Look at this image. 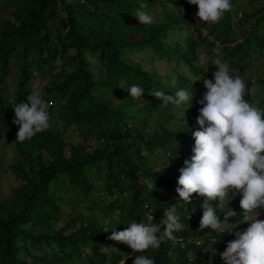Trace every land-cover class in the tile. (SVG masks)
Instances as JSON below:
<instances>
[{"label": "trees", "instance_id": "trees-1", "mask_svg": "<svg viewBox=\"0 0 264 264\" xmlns=\"http://www.w3.org/2000/svg\"><path fill=\"white\" fill-rule=\"evenodd\" d=\"M21 1L23 12L5 20L0 32V86L17 67L20 81L10 98L27 103L30 83L37 76L46 80L42 98L50 103L51 127L19 142L14 108L0 104V149L4 139L14 143L18 158L10 169L21 182L0 199V264H133L139 255L155 264H208L210 258L225 264L209 251L224 252L235 234L200 230L205 198L193 194L191 204L184 202L176 188L184 161L193 155L199 101L207 91L203 79L214 82L218 70L199 64V50L242 73L247 50L253 44L264 48V5L248 14L244 24H251L239 40L233 23L238 0L217 24L193 23L197 9L188 0ZM142 2L164 19L141 25L133 14ZM59 59L62 71L53 80L50 71L57 70ZM162 63L170 71L164 73ZM253 80L264 79L245 81V99L255 104ZM134 84L144 96L131 98L127 89ZM153 89L172 96L188 90L191 107L164 106L149 95ZM70 128L80 140L69 145L61 131ZM2 172L0 159V180ZM172 206L184 229L158 249L134 253L109 239L133 220L148 223L149 215L160 224ZM228 206L237 213L233 230L245 231L250 224L243 223L240 200ZM89 208L91 215L85 212Z\"/></svg>", "mask_w": 264, "mask_h": 264}, {"label": "clouds", "instance_id": "clouds-1", "mask_svg": "<svg viewBox=\"0 0 264 264\" xmlns=\"http://www.w3.org/2000/svg\"><path fill=\"white\" fill-rule=\"evenodd\" d=\"M188 3L198 7L196 17L204 24L219 23L233 7L232 0H188ZM146 9L147 3L142 2L133 15L141 25H152L155 17ZM213 64L218 70L213 73L214 82L203 79L207 91L199 101L202 107L197 117L199 129L193 133V155L180 169L176 192L180 200L190 204L193 194L205 198L201 205L200 230L235 234L236 239L227 244L224 252L216 253L211 247L209 252L213 257L219 254L225 264H264V109L245 99L248 85L240 76L230 74L227 63L217 58ZM252 83L254 91L255 80ZM127 91L131 98L144 96V89L135 84ZM149 95L163 101L164 106L187 104L191 107L193 99V94L185 89L178 90L174 96L153 89ZM27 101L12 105L19 142L30 140L51 127L48 103L42 93L32 91ZM231 200H240L243 223L250 224L243 232L233 230L235 223L231 221L237 213L229 206L226 209V202ZM219 213L223 214V220ZM147 220L148 223L133 220L123 231L113 230L109 239L128 245L134 253H142L150 248L158 249L165 239H175L174 232L184 229L176 206L164 211L160 224L153 223V215ZM203 242L202 239L197 241L198 249ZM120 264L126 262L121 260ZM133 264L155 262L139 255L133 259ZM208 264H212V258Z\"/></svg>", "mask_w": 264, "mask_h": 264}, {"label": "rangeland", "instance_id": "rangeland-1", "mask_svg": "<svg viewBox=\"0 0 264 264\" xmlns=\"http://www.w3.org/2000/svg\"><path fill=\"white\" fill-rule=\"evenodd\" d=\"M264 5V1L260 2H253L251 0H238L236 7L239 10L238 16L233 18V23H235V33L239 34L238 37H240L239 40H241L242 34L246 35L248 32L249 25L251 23H245L244 20L248 16V14H251L252 11L255 9H259ZM196 12L198 11V7L196 6ZM23 12V4L21 0H0V32L2 31V27L4 24V21L7 19L15 20L16 16L20 15ZM195 15L192 18V22H197L199 19ZM150 13V12H149ZM152 15V14H151ZM154 16V14H153ZM155 22L162 21L164 19V16L155 15ZM239 22L241 23V26L239 25ZM253 23V20H251ZM243 24V25H242ZM244 25L245 28H244ZM262 33V30L259 31ZM257 38V37H256ZM211 39V38H210ZM256 44V43H255ZM249 58L248 66L244 71L240 74L236 73L235 70L231 67L230 74L233 76H240L245 81L250 80L252 77L256 78L258 81H261L264 79V48L261 50L258 46H255L254 44L247 50ZM128 53H125V57L127 58ZM135 55V54H133ZM212 52L205 51L204 49L199 50V64L203 66V68H208L209 66H215L213 64V61L217 59ZM66 59V58H65ZM136 59V58H135ZM128 62H130V59H126ZM146 64V62H145ZM148 64V63H147ZM164 66L160 65V69L163 70L164 73H167L170 71L169 68H167V64L162 63ZM229 66V62H227ZM58 65V66H56ZM55 68L57 70L55 72L50 71V74L53 75V80H57L56 77H58V74L62 71V60L59 59L58 62H56ZM174 65V62L173 64ZM150 67L157 66L156 64H149ZM12 74L6 84L0 86V104H5L7 106L13 107V101L10 98V95L12 92L16 89L17 85L20 81V74L18 71V68L13 66L12 67ZM196 80H193V82ZM46 80L41 79L39 76L35 78L30 83V91H40L43 92V88L45 87ZM251 93L254 96L255 104L256 106L263 105L264 104V83L260 82L258 84H255V90H252ZM28 97V96H27ZM99 101H103V98L98 99ZM50 104V103H48ZM61 134L64 136V139L68 141V144L70 145L71 142H77L80 139H78V133L74 128H70L67 133H64L61 131ZM18 153L15 149L14 143L9 139H4L1 145L0 149V159L2 162V176L0 180V199L5 200L6 198L10 197L12 190L21 183L20 180L16 178L14 173L11 171L10 167L12 164H14L17 161ZM162 171V170H161ZM96 191H93L90 195V198L94 197ZM67 209V208H66ZM98 212V214H101L100 210H95ZM85 212H88L89 215L93 214V210L89 208V210H85ZM260 218V215H258L257 219ZM107 221H110L107 219ZM203 238V237H202ZM74 264H85L84 261L82 263L75 262ZM127 264V263H126Z\"/></svg>", "mask_w": 264, "mask_h": 264}]
</instances>
